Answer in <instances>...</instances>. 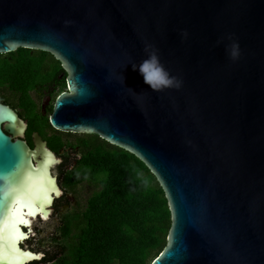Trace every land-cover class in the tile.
<instances>
[{
  "label": "water",
  "instance_id": "water-1",
  "mask_svg": "<svg viewBox=\"0 0 264 264\" xmlns=\"http://www.w3.org/2000/svg\"><path fill=\"white\" fill-rule=\"evenodd\" d=\"M146 46L179 88L153 91L133 69ZM19 48L67 72L55 129L98 134L157 177L172 225L149 264H264V0H0V54ZM25 129L0 102V217L30 170L47 165L60 188L56 152Z\"/></svg>",
  "mask_w": 264,
  "mask_h": 264
},
{
  "label": "trees",
  "instance_id": "trees-1",
  "mask_svg": "<svg viewBox=\"0 0 264 264\" xmlns=\"http://www.w3.org/2000/svg\"><path fill=\"white\" fill-rule=\"evenodd\" d=\"M31 51L19 48L0 61V86H4L0 95L8 96L6 99L16 102L26 116L34 117V102L28 91L45 78L48 54L54 56L43 50ZM56 62L52 69L54 78L62 67L60 60ZM62 84L68 86L67 76ZM44 121L45 128L51 127L48 116ZM82 134L75 139H66L61 134L47 138V133L44 134L56 153L69 146L77 150L76 165L70 169L67 161L64 164V186L75 191L80 184L88 182L93 192L84 203L79 200L62 215L55 238L60 241L61 250L45 253L41 260L27 264L151 263L166 247L172 225L164 189L135 154L98 134Z\"/></svg>",
  "mask_w": 264,
  "mask_h": 264
},
{
  "label": "snow or ice",
  "instance_id": "snow-or-ice-1",
  "mask_svg": "<svg viewBox=\"0 0 264 264\" xmlns=\"http://www.w3.org/2000/svg\"><path fill=\"white\" fill-rule=\"evenodd\" d=\"M47 165L35 172L28 171L23 180L10 190L11 200L2 217H0V262L4 264H24L31 259H40L31 252L22 251L19 244L27 239L21 231V226H28L30 222L25 219L27 215H35L36 211H43V205L51 203V194H60L55 181L48 174ZM41 205L37 208V205ZM48 213L44 212V219Z\"/></svg>",
  "mask_w": 264,
  "mask_h": 264
},
{
  "label": "rangeland",
  "instance_id": "rangeland-1",
  "mask_svg": "<svg viewBox=\"0 0 264 264\" xmlns=\"http://www.w3.org/2000/svg\"><path fill=\"white\" fill-rule=\"evenodd\" d=\"M36 55H39L36 53ZM51 54H48L50 58ZM2 56V54H1ZM68 89V86H61L59 87L55 93L52 96L51 102L54 103L57 97L64 91ZM58 134L63 135L66 139H75L81 135L79 134H70L68 132H60L58 131ZM69 141V140H68ZM77 150L73 149L72 147H67L63 151H61L59 154L56 153V159L58 161H55V164H53L51 171L56 175L57 177V183L62 190L60 196L54 200L52 205L49 209H51V214L49 215L50 218H47L46 220L42 219V217H38L37 219H34L33 226L30 228V231H32V235L28 237L26 241H24L23 246H26L33 251L37 252H43V253H50V252H56L61 250L60 241H56V237L59 233L60 226L62 224V215L66 212L67 209H69L71 206H73L77 201L85 202L86 198L90 196L93 192V186L92 184L85 182L80 184L75 191L73 190H63L62 184H63V168L65 164V159L67 162H69V168H72V164H75V158L77 155ZM64 192V193H63ZM65 192H67L66 197L68 199L61 201L63 198ZM57 206V207H56ZM71 209V208H70Z\"/></svg>",
  "mask_w": 264,
  "mask_h": 264
},
{
  "label": "flooded vegetation",
  "instance_id": "flooded-vegetation-1",
  "mask_svg": "<svg viewBox=\"0 0 264 264\" xmlns=\"http://www.w3.org/2000/svg\"><path fill=\"white\" fill-rule=\"evenodd\" d=\"M31 52L34 53V50H32ZM8 54V53H7ZM53 55V54H52ZM6 54H0V61L4 60L6 57ZM54 56V55H53ZM55 57V56H54ZM50 58L49 61L46 62V64H44V72L43 74L45 75V78L43 80H39L40 82H36V84L34 85L33 89H30L28 91V94L30 96V98L32 99V101L34 102V110H33V114L35 115L33 116H26L24 113V110H22L21 107H17V103L16 102H10L9 99H6L7 97L4 98V96L0 95V102L5 103L10 105L11 107H13V109H15L17 111V113L19 114V116L24 120L25 122V134L23 135V138L26 139L28 141V143L30 144L31 147L35 146V136H40L43 140H45L49 146L48 141L46 140L47 138H50L52 136H54L55 134H58L57 129H55L52 125L51 127L48 126L46 127V123H45V117L48 116L50 118L51 113L53 112V108L55 105V102L52 103L51 99L53 94L55 93V91L63 86L62 84V80L65 76H67V72L65 70V68L62 65L61 62V69H60V73L58 74L57 78H54L53 76V67H56V57L54 58ZM58 60V59H57ZM52 76V77H51ZM3 85L0 86V91L3 89ZM6 100V101H5ZM37 125H42V127L44 128H36ZM45 133H47V138L45 137ZM60 135V134H58ZM31 136V137H28ZM59 154V153H57ZM67 160L65 159V162ZM69 164V162H67ZM55 164V163H54ZM76 165L73 163L71 166L73 168V166ZM62 189L67 191L68 189L64 186V183L61 185ZM60 189V188H59ZM64 193V192H63ZM67 192H65L63 198L61 199V201L68 199V197H66ZM78 204V201L71 207H74ZM57 207V206H56Z\"/></svg>",
  "mask_w": 264,
  "mask_h": 264
},
{
  "label": "clouds",
  "instance_id": "clouds-1",
  "mask_svg": "<svg viewBox=\"0 0 264 264\" xmlns=\"http://www.w3.org/2000/svg\"><path fill=\"white\" fill-rule=\"evenodd\" d=\"M233 47L238 48V45H234ZM145 51L147 53V58L142 61L139 66L132 64L134 70L137 68L139 69L140 74L144 78V83L149 85L153 91H162L163 89L172 86L179 88L181 82L172 77L164 68L159 61L157 52L151 50L150 46H146ZM230 56L231 58L236 59L238 53L236 51H231Z\"/></svg>",
  "mask_w": 264,
  "mask_h": 264
},
{
  "label": "bare ground",
  "instance_id": "bare-ground-1",
  "mask_svg": "<svg viewBox=\"0 0 264 264\" xmlns=\"http://www.w3.org/2000/svg\"><path fill=\"white\" fill-rule=\"evenodd\" d=\"M55 162H52L51 164H50V173H51V168H52V166H53V164H54ZM56 183H57V179H56ZM58 185V184H57ZM59 187V186H58ZM61 190H60V194H61ZM53 195V193L51 194V196ZM53 197V196H52ZM54 202V198H53V201H52V203ZM52 204H50V205H48V206H46L45 207V209H48V210H51V209H49L50 208V206H51ZM52 212V211H51ZM51 212H50V214H51ZM50 214H48V218H50ZM42 217V219H44V214L43 213H41V212H35V215H30V228L33 226V223H34V219H37L38 217ZM44 220H46V219H44ZM31 232V231H30ZM29 237V235L27 234V238ZM22 241H25V240H22ZM36 253H40V252H36ZM38 256H43V254H39ZM26 264V263H25Z\"/></svg>",
  "mask_w": 264,
  "mask_h": 264
}]
</instances>
